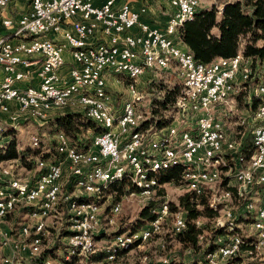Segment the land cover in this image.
Instances as JSON below:
<instances>
[{
	"label": "built area",
	"instance_id": "1",
	"mask_svg": "<svg viewBox=\"0 0 264 264\" xmlns=\"http://www.w3.org/2000/svg\"><path fill=\"white\" fill-rule=\"evenodd\" d=\"M164 1L169 17L162 24H153L142 19L148 13V7L143 5L134 9L125 0H103L99 5L94 0H28L23 10L17 8L16 0H0V115H5L11 123L21 116L36 122L46 121L49 115L65 108L80 111L92 108L90 119L99 124L111 122L107 112L102 111V104H95L94 98L87 94L89 85L107 89V80L100 79L104 65L120 67V71L133 69L134 81L142 83L145 78L174 70L176 77H183L179 91H187L186 99H178V95L175 99L170 112L173 115L171 132L154 131L153 126H148L140 137H131V129L143 123L148 111L146 95L143 91H134L129 83L127 118L121 123H111L110 134L101 137L100 143L94 144L90 151L74 156L63 132L53 136L65 143V159L61 163H53V156L51 160L36 159V171L47 169L41 189L29 186L30 177L14 180L11 173H0V181H8V188H2L0 195L3 209L14 212L20 204H34L39 194L50 192L48 205L42 211L30 213V218L37 220L32 225L23 222L22 235L4 239L3 245L9 249L6 264H19L16 261L18 255L29 253L30 258L43 249L42 240H46L48 233L44 218L52 216L54 210H62L60 203H53V194H61L66 216L69 195L88 194L105 177L128 171L134 164L158 161L163 154L191 162V169L178 174V180L192 186L195 195L205 194V191H212L214 195L220 186H231V195L215 198L220 208L223 202H230V216L216 222V227H224V220L236 219V214L243 211V203H250L252 209L254 198L264 193V154L255 155L259 157L258 168H251L250 160L249 169H241L239 160L235 159L246 129L261 127V135L255 142L264 143V106L261 110H250L245 106L254 94L264 95V88L251 92V86L246 84L251 75L249 59L239 51L230 58H216L209 63L195 61L180 39L179 27L192 19L199 0ZM11 31L20 32V39L5 42V34ZM28 34H37L38 42L25 43ZM51 41H62V48L52 49ZM114 42H121V49L107 52V45H114ZM72 45L85 47V55H66V47ZM39 59H48V66H39ZM129 61H137V68H129ZM138 63H145V70H138ZM214 64H224L225 72H214ZM14 76H22V84H13ZM65 87H72V95L60 96V89ZM47 89H54L51 102H38V95L47 93ZM27 91H35V98H27ZM69 98H78V106L69 105ZM230 110H240V118H230ZM176 124H187V134L173 135ZM212 127H219V134H212ZM6 138L0 135V144H5ZM174 147H183L184 155H174ZM53 151L55 154L56 147ZM217 152H227L230 160L237 162V171L207 165L206 157ZM105 159H112V168H104ZM88 166H96L95 178H88ZM214 172H221V179H214ZM229 173H236V180L224 183V176ZM68 175L73 177L71 192L64 189ZM150 180H155L157 189L156 179ZM18 181H25L23 191H16ZM242 181H250L249 192L237 193V185ZM130 183L139 185L138 193L150 192L147 181L135 184V176H131ZM168 204L169 197L163 195L160 208L155 209L160 210L158 224L143 227L142 236L133 235L137 246L165 227L173 234L185 229L186 223L172 226L174 218L167 212ZM85 206H92V213H85ZM120 210V202L114 204V211ZM100 211H104V204L92 201L90 205H84L82 217L77 220L81 224V233L75 247L81 249V255L85 257L89 252L98 251L92 233L102 229ZM196 224L199 225V220ZM237 226L241 229V223ZM29 234H38L34 250H27L25 246V237ZM243 235L255 238V246L260 249V254H264V206L262 216L255 217L252 223L251 233ZM110 243H123V238ZM243 243L235 238L221 237L212 255L214 264L236 256L235 247Z\"/></svg>",
	"mask_w": 264,
	"mask_h": 264
},
{
	"label": "trees",
	"instance_id": "2",
	"mask_svg": "<svg viewBox=\"0 0 264 264\" xmlns=\"http://www.w3.org/2000/svg\"><path fill=\"white\" fill-rule=\"evenodd\" d=\"M179 36L184 46L191 52L193 58L197 62L209 63L216 58H230L237 52H241L242 55L249 59V66L251 75L246 84L251 86V92L258 83L264 81V0H234L224 3L223 7L218 10L215 6L209 8L197 9L192 19L185 21L179 27ZM166 73V72H164ZM160 75V74H159ZM158 75V76H159ZM174 78L175 74H172ZM158 76H152L151 79L145 78L146 83L143 93L146 95V110L148 111L147 120L140 123L132 134L143 133L142 130L147 131L148 126H153L154 129H161L171 124L170 112L174 108L175 99L181 88V84L175 80L173 85H162L155 83ZM263 78V79H262ZM178 79V78H176ZM162 85V86H161ZM109 89V88H108ZM113 97L114 104L119 105L120 98L118 95L110 91ZM240 97V96H239ZM238 97V98H239ZM264 95H253L250 104H245L250 110H254L256 105L263 102ZM117 105V106H118ZM116 106V105H115ZM116 106V107H117ZM64 112L57 111L51 115L46 121L52 126V133L57 132L54 136L62 134V132L68 137V144L75 147L78 150H84L91 147V140L94 135L96 136L103 131V127L90 118H87L82 111L73 110L69 108L63 109ZM237 114L240 115V110H237ZM250 128L246 129L245 137L238 151L235 152V157L239 156L242 160H247L253 154V143ZM13 133V131H12ZM8 131L5 130L2 135L7 136ZM14 135V134H13ZM50 151H44L43 143L40 141L38 147H27L21 152L17 151L16 139L13 136L12 139L7 141L0 149V162L7 160H14L19 158L25 166H30L27 157L47 159L53 156L54 140H49ZM55 147L57 155L53 157L60 159L62 157V145L59 140L55 139ZM61 154V156H59ZM58 156V157H57ZM226 157L229 154H225ZM36 162V161H35ZM30 164V165H29ZM42 171V170H41ZM37 171V175L41 172ZM181 173V167L179 165L173 166L169 169H165L159 172L156 176L158 183L173 181L178 184V174ZM72 176L68 175L67 182L64 185V189L67 192L73 190ZM4 181H0L2 185ZM181 183V181H180ZM100 194H74L69 195V200L79 202H92L104 203V212L108 214L110 208L120 201L113 199L111 203H105L106 194L111 197L116 196L118 193L130 194L131 192L138 193L139 186L132 185L128 180L122 179L118 182H113L107 186H97ZM231 189V188H230ZM231 191V190H230ZM117 194V197H119ZM165 189L158 187L156 193L148 199H145L142 206L136 213L134 221H131L128 226H121L112 233V239L125 232H136L146 226L151 220L158 215L160 208V201L163 199ZM61 198V196H60ZM59 198V200H60ZM58 200L62 210H54V218L57 215H61L62 227L61 233L57 236L55 242L50 246L43 248L39 254L32 257H28L27 264H49V261L56 260V251L59 249L63 242L60 238L70 235L69 225L71 220V214L68 212L66 204V218L64 204ZM170 205V207H169ZM169 210H181L184 216L185 229L181 232H176L174 239L179 245V249H183L185 253H188V259L184 257L180 258L179 255L174 256L164 264H210V255L217 250V238L220 235H224L228 232L226 227H216L214 222L215 218L220 212V206L210 203L208 194L195 195L192 191H186L177 197L176 202L169 201L167 205ZM32 210V206H25L20 208L23 214H27ZM153 210V211H152ZM16 211V210H15ZM14 211V212H15ZM169 211V212H170ZM11 211L7 213L3 218L10 217L14 213ZM21 213V214H22ZM62 217V218H61ZM202 218L203 223L196 224V220ZM251 217L236 215L235 222H250ZM237 231L239 229L236 228ZM240 232V231H239ZM171 234V235H172ZM165 236L168 233L164 234ZM38 236L34 235V237ZM170 238V237H169ZM31 239V241H32ZM255 239L243 235L242 242H245L239 246L236 256L229 257L225 262L220 264H264V254H260V250H255L252 246V242ZM46 242V240H44ZM137 246V240H134L127 249L119 250L116 253L115 260L126 250H130ZM65 249V254L69 257L75 256L71 251H76L66 245L62 246ZM71 250V251H70ZM182 252V251H180ZM95 253V252H94ZM109 250L106 248L98 250L92 257L94 260H104L108 255ZM182 254V253H181ZM253 259H250V258ZM68 259V258H67ZM64 256H60L58 260L52 264H71V259L67 260ZM249 259V260H248ZM114 260V261H115ZM113 260L111 263L114 262ZM108 262V261H107Z\"/></svg>",
	"mask_w": 264,
	"mask_h": 264
},
{
	"label": "bare ground",
	"instance_id": "3",
	"mask_svg": "<svg viewBox=\"0 0 264 264\" xmlns=\"http://www.w3.org/2000/svg\"><path fill=\"white\" fill-rule=\"evenodd\" d=\"M18 39H20V32L18 31H11L5 34V42H16ZM36 42H38L37 34L25 35V43H36ZM51 48L61 49L62 41H51ZM114 49H121V42H114V45H107V52H114ZM66 55H85V47H83L82 45L68 46L66 47ZM39 66H48V59H39ZM129 68H137V61H129ZM138 70H145V63H138ZM214 72H225V65L214 64ZM117 75L126 77L129 80V82L132 83V88L134 87L136 81H134L133 69H123L120 71V67H112L111 65H104V67L100 71L101 80H107L110 77L114 78ZM181 78L183 80V77ZM13 84H22V76H14ZM263 88H264V81L263 83H258V85L254 87L253 92H258L259 89H263ZM87 94L88 96L94 98L95 104H102V111L107 112V118L108 120H111V122H104L100 124L103 127V131L94 137L93 145H91V147L84 150H78L75 147L70 146V153L74 156L84 155L86 152L90 151L94 147V144L100 143L101 137H105L108 134H110L111 123H121L125 121V119L127 118L128 107L130 105V98L123 99L119 105L114 104L113 97L110 95V93L107 92L106 89H101L96 85H89L87 87ZM67 95H72V87H65L64 89H60V96H67ZM51 96H54V89H47V93H41L38 95V102H51ZM27 98H35V91H27ZM69 105L78 106V98H69ZM115 105L118 106L116 107ZM263 106H264V100L263 102L257 104L254 110H261ZM110 109H114V110H110ZM82 112L87 118H91L92 108H83ZM50 116L51 115H49L48 118ZM136 127L137 126H134L131 129V137L141 136L142 133L132 134L133 130ZM165 132H171L170 128L167 127ZM174 132L175 131H173V135H176ZM250 133L252 135L253 154L247 160H242V158L239 156L235 157L236 160H239L241 169H249L250 160H251V168H258L259 157H255V155L256 153L264 154V143L255 142L256 139L261 135V127H251ZM182 134H187V128L179 131L177 135H182ZM212 134H219V127H212ZM0 135H2L1 128H0ZM57 139L60 142V138L57 137ZM2 145L4 144H0V149L2 148ZM61 145L63 151L62 160L60 161L54 160L53 163H61L65 159V143H61ZM44 151H49V150H44ZM174 155H184V148L174 147ZM206 164L207 165L215 164L216 168H221L224 171H237V162L231 161L230 155L226 157L225 152L210 153L206 157ZM177 165L181 167L180 174H182L186 169H191V162H188L187 159L172 157L171 154H163L158 159V161L141 162L140 164H134L128 168V171L118 172V173H114L111 176H107L101 182L97 183V186L99 185L107 186L113 182H118L122 179H126L130 182L131 176H135V184H142V183H146L147 181V188L150 189V192L137 194L139 197L145 200L150 198V195L154 194L156 190L155 180H150V179H156V185L158 188L160 184L158 183V179L156 175L165 169H169ZM104 168H112V159H105ZM40 171L41 172L37 175L36 179L33 182L29 183V186H34V189H41L42 180L47 176V169H40ZM95 174H96V166H88V178H95ZM225 178H227L226 183H231V181L235 182L236 173H229V175H225ZM214 179H221V172H214ZM180 181L184 185V180H180ZM97 186L96 188H92L88 194L95 193L98 188ZM185 186L187 190L192 191V186L190 185H185ZM2 188H8V184L0 186V195L2 194ZM229 188H230L229 186H226L225 188L220 189L221 190L220 193H214V195H212L211 193L210 203L213 205L220 206V203L215 198H224L225 196L231 195V191ZM23 189H25V183L18 181L16 184V191H23ZM249 191H250V181H242L237 185V193H246ZM205 192L207 193L212 191H205ZM80 193L86 194L85 192H78L77 194ZM59 198H60V194H53V203H58ZM49 201H50V192H42L35 198L34 204H26L28 206H32V210L27 215L30 217V213L38 212L36 208L42 211L48 205ZM67 203H68L67 205L68 212L72 216L69 225L70 235L66 237L67 245L69 246V248L81 252V249L75 247V244H78L79 233H81V224L77 222V220L78 217H82V213L84 212V205H90L91 202H79V201L70 200L67 201ZM229 203L230 202H223V207L220 208V212L214 220L215 224L219 220L230 216ZM263 206H264V193H259L254 198V206H252V209L250 203H243V211L240 214H236V215H242V216L250 215L252 218V222H251L252 224L253 222H255V217L262 216ZM11 211L12 210L9 209H3V199L0 197V220L7 213ZM110 212L111 215L109 216V219L111 220L112 218H114L113 216L118 211H114V205H113ZM167 212H169L168 207H167ZM85 213H92V206H85ZM170 213H171V217L174 218L172 219L173 226H184V216L181 210H175ZM159 218H160V210H158V215L148 224H158ZM99 224H100V217H99ZM148 224L146 226H148ZM224 227L228 228V232L224 235H220L217 238V243L219 242L221 237L235 238L238 239V242H242L243 236L239 233V231L236 230V228L237 229L239 228L237 226V223L235 222V219L224 220ZM20 230L21 232H23V227ZM159 232L160 231H157L155 234ZM93 235L94 233H92V241H93ZM133 235L142 236L143 228L133 233H122L115 236L112 239V241H119L120 238H123V243H114L112 249H109V253L104 260L112 261L113 259H115L116 253L119 250L127 249L134 240H137L134 239ZM37 241H38V236L32 239V241L30 242L31 250L35 249V245L37 244ZM252 246L254 247L255 250H260L258 247L255 246V240L252 242ZM238 250H239V246H236L235 253H237ZM212 255L213 254H211L210 256L212 257Z\"/></svg>",
	"mask_w": 264,
	"mask_h": 264
},
{
	"label": "rangeland",
	"instance_id": "4",
	"mask_svg": "<svg viewBox=\"0 0 264 264\" xmlns=\"http://www.w3.org/2000/svg\"><path fill=\"white\" fill-rule=\"evenodd\" d=\"M15 1V0H14ZM228 1H234V0H199V6L198 8H209L211 6H215L218 10H220L224 3ZM17 2V8L19 10H23L27 7L28 0H16ZM156 7L158 10H161L165 13V15L168 14V8L167 4L164 0H155ZM174 70H171L169 72H161L160 75L157 77L158 79L155 81V83H159L162 85H168L171 86L176 82L177 80L181 84V88L183 85V80L181 77H175L172 75L175 72ZM176 75V74H175ZM156 77V76H155ZM178 78V79H176ZM129 80L124 76H115L114 78H108L107 79V89L106 91L110 93V91L116 93L118 95V98H120L119 104L123 99L129 98L128 95L131 93V88L129 85ZM147 83V81H146ZM145 81L143 80V83L141 81H136L133 90L134 91H143L142 89L145 86ZM161 85V86H162ZM180 88V89H181ZM111 95V93H110ZM187 98V91H179L178 93V99H186ZM61 112H64L65 110H60ZM237 110H230V118H240V115L237 114ZM239 113V112H238ZM171 117V124L167 127L170 128L172 131V123H173V115H170ZM148 117H143V121L147 120ZM49 121H42V122H36L35 120L31 119L30 117L21 116L16 122L11 123L7 120V117L5 115H0V128L2 133L6 131L9 132L7 135V140L9 141L14 136L16 139V147L17 151L21 152L24 148L27 147H37L40 145V141H42L43 148L42 149H49L50 141L54 140L55 147V139L57 140V137H53L57 132L52 133V126L49 124ZM187 128L186 124H176L173 127L174 133L177 135L179 131L184 130ZM147 129V128H146ZM166 127L159 129H154V131H163L165 132ZM168 130V129H167ZM13 131V133H12ZM144 133V130H142ZM14 134V135H13ZM32 134V135H31ZM57 136V135H56ZM95 137V135H94ZM94 137L91 140V144L93 145ZM52 147V146H51ZM50 151V150H49ZM63 153V151H62ZM56 153L53 154V157L56 156ZM226 154V152H225ZM61 156V154L59 155ZM58 157V156H57ZM28 163H30V166H25L19 158L14 160H7V161H1L0 162V173H11L14 180L18 179H24V177H30L29 183L33 182L37 177V171H36V158L34 157H27L26 158ZM42 159V158H41ZM52 159V157L47 158ZM54 160L60 161L62 160V157L60 159L55 158ZM67 171H65V174ZM224 183H226L227 178L224 176ZM22 183H25V181H20ZM233 182V181H231ZM8 184V181H4L2 185ZM0 185V186H2ZM165 189V196L169 197V201L176 202L177 197L183 193H186L187 190L186 186L183 185V183H180V180L178 184H175V182H165L162 183L161 186ZM226 186H220L219 189L215 190L214 193H220L221 188H225ZM231 188V186H229ZM229 188V189H230ZM157 190V189H156ZM156 190L154 194L156 193ZM219 190V191H218ZM231 190V189H230ZM134 194H124L123 193H117L119 197L106 194L105 200L107 204L111 203L113 199L120 201L121 204V210L118 211L111 220L109 219V216L111 213L109 212L106 214L104 211H100L99 217H100V225L102 226V229L97 230L93 235V241L94 245H96L98 250L104 249L106 245L109 244L110 241H112V233L116 231L121 226H128L130 225L131 221H134L135 215L139 208L142 206V203L146 200L139 197L135 192H131ZM212 192H207L209 199ZM91 194H100L98 188L95 193ZM150 195V198L154 195ZM61 196V194H60ZM141 198V199H140ZM61 201V198L60 200ZM97 204H104V203H98ZM230 204V203H229ZM106 205V204H105ZM104 205V207H105ZM28 206L26 204H20L19 207L16 208V211L10 215V217L1 218L0 221V264H6V258H7V252H9L8 246L3 245L4 239L8 236H11V239L17 236H20L23 234L21 232V228L23 227L22 223L26 222L27 224L32 225L34 221L37 220V218H30L27 214H23L20 211V208ZM170 207V205H169ZM168 207V210H169ZM111 209V208H110ZM37 211H41L40 209L36 208ZM153 211V210H152ZM170 211V210H169ZM171 212V211H170ZM10 213V212H9ZM22 213V214H21ZM54 214L52 216H48L47 218H44V222L46 223V226L48 228L47 238L46 242L42 240V248H45L46 246H51L55 240L57 239V236L59 233H61L60 229L63 226L62 220L60 219L61 215H57L56 218H54ZM247 217H251L250 215H245ZM62 218V217H61ZM172 218V217H171ZM114 219V220H113ZM111 221V223H110ZM202 218L199 219V223H203ZM252 220L248 222H240L241 223V229L239 228V233L243 236V234H250L252 224ZM173 226V225H172ZM130 233V232H125ZM132 233V232H131ZM168 233V235H164ZM171 233L169 227L163 228L162 231L159 233L153 235L150 240H147L143 243H139L138 246H135L134 248L130 250H126V252H123L121 255L118 256V258L115 260L113 259V263L107 262V260H94L93 255L96 253L92 252L87 254L85 257L84 255H81V252L71 251L75 256L69 257L65 254L64 245L69 247L67 245V238L62 237L60 238V241L63 242V245L59 247V249L56 251V260L49 261V264L55 263L60 256H64L67 260L73 259L71 264H164L166 260L168 261L169 258L172 259L174 256L179 255L180 258L184 257L185 259H188V253L183 252V249H179V245L176 242V240L173 238L174 235ZM36 234H29L25 237V246L27 250H31V239ZM245 236V235H244ZM247 236V235H246ZM170 237V238H169ZM255 239V238H254ZM114 243H110L107 247H105L107 250L112 249ZM182 251V252H180ZM182 253V254H181ZM28 257L29 253H22V255L17 256V260L19 264H27L28 263ZM210 264H214V259L210 256ZM221 263V262H220Z\"/></svg>",
	"mask_w": 264,
	"mask_h": 264
},
{
	"label": "crops",
	"instance_id": "5",
	"mask_svg": "<svg viewBox=\"0 0 264 264\" xmlns=\"http://www.w3.org/2000/svg\"><path fill=\"white\" fill-rule=\"evenodd\" d=\"M102 1L103 0H94V3L96 5H99L101 4ZM125 1L129 2L132 8L134 9H138L143 5L148 7V13L143 15L142 19L150 23L162 24L169 17V11H168V14L165 15L163 11L157 9V7L155 6L156 5L155 0H125Z\"/></svg>",
	"mask_w": 264,
	"mask_h": 264
}]
</instances>
